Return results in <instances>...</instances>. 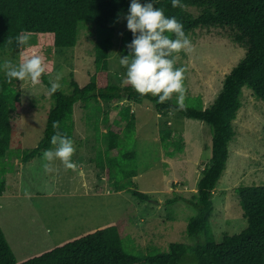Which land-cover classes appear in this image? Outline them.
I'll return each instance as SVG.
<instances>
[{
	"label": "rangeland",
	"instance_id": "rangeland-1",
	"mask_svg": "<svg viewBox=\"0 0 264 264\" xmlns=\"http://www.w3.org/2000/svg\"><path fill=\"white\" fill-rule=\"evenodd\" d=\"M126 16L121 15L116 24L109 57L111 79L119 85L126 73L119 63L128 45ZM106 36V29L81 23L75 47L49 51L44 75L52 81L62 72L59 83L66 93L72 89L73 78L85 86L96 74L95 44ZM190 40L193 48L180 52L177 67L186 69V99L201 98L206 107L214 102L225 76L245 56L246 49L234 42L230 30L220 28L198 30ZM19 53L20 50L0 51V65L5 60L19 63ZM0 75L5 76L2 69ZM17 87L22 92V107L12 112L15 134L7 162L0 163V168L6 167L1 178L7 183L0 195V225L19 261L121 220L125 221L126 250L139 255L166 251L171 242L196 244L198 239L187 234V224L197 210L185 199L196 195L201 172L211 158L210 125L186 118L178 111L161 116L148 100L107 103L92 99L87 105L80 101L74 110L73 162L77 168L65 171L56 161L59 172L48 174L42 167V155L28 162L22 156L43 138L53 99L42 77L39 84L26 80L19 81ZM173 99L176 103L175 94ZM242 103L234 122L236 136L229 147L227 168L213 196L210 232L217 242L248 226L237 189L264 184V101L244 88ZM123 104L130 105L137 121L132 143L126 131L120 141L137 153L135 188L148 193L149 200H141L126 190L114 191L113 180L97 164L101 156L106 164L108 126L103 121L104 112L109 109L114 115ZM166 120L173 132L168 148L161 142ZM26 190L30 197L26 198ZM174 197L185 199L169 204L168 200ZM194 263V257L188 255L183 264Z\"/></svg>",
	"mask_w": 264,
	"mask_h": 264
},
{
	"label": "trees",
	"instance_id": "trees-1",
	"mask_svg": "<svg viewBox=\"0 0 264 264\" xmlns=\"http://www.w3.org/2000/svg\"><path fill=\"white\" fill-rule=\"evenodd\" d=\"M149 2L163 9L166 17H175L182 23L189 38L201 29L220 28L230 30L234 42L246 49L245 56L225 76L221 91L209 106L204 107L201 98H188L185 107L177 109L174 99L160 104L151 94L142 98L131 86L121 87L112 81L109 57L116 24L121 15L129 14L131 0H0L1 52L20 50L16 38L22 32H29L32 34L30 44L35 47L26 55L35 53L45 59L51 50L75 47L81 23H93L107 30V36L95 44L96 74L85 86L73 78L69 93L62 88L50 93L54 104L47 113L44 136L37 147L24 152L22 160L28 162L52 148L50 139L55 121L60 122V130L74 142V110L80 101L87 105L92 99L107 103L148 100L154 103L161 116H167L169 109H176L174 111L186 118L203 121L211 127L212 152L201 172L197 193L192 199L174 197L168 200L169 204H174L183 198L197 210L188 221L187 234L198 241L194 245L171 242L166 251L139 255L126 250L125 221L121 220L19 261L0 225V264H183L188 255L194 257V264H264V184L237 189L241 208L248 219L246 229L238 234H226L222 242H217L210 232L214 191L227 168L229 147L236 136L234 122L243 105L244 88L264 101V0H181L183 8L172 7V0H140L142 5ZM127 37L130 44L133 33L129 30ZM9 38L11 43H7ZM123 55H129L127 47ZM42 79L50 89V81L44 74ZM18 82L9 83L6 76L0 75V163L7 162L15 134L12 112L22 107ZM123 105L114 115L109 109L104 112L103 121L108 126L106 164L102 156L97 164L113 180L114 191L126 190L141 200H149L148 193L135 188L137 153L120 141L125 131L132 140L137 121L130 105ZM164 124L161 142L168 148L173 132L167 120ZM111 152L114 155H110ZM5 172L6 167L0 168V195L7 187L6 180L1 178Z\"/></svg>",
	"mask_w": 264,
	"mask_h": 264
},
{
	"label": "clouds",
	"instance_id": "clouds-1",
	"mask_svg": "<svg viewBox=\"0 0 264 264\" xmlns=\"http://www.w3.org/2000/svg\"><path fill=\"white\" fill-rule=\"evenodd\" d=\"M172 7L183 8L181 0H172ZM127 28L133 33V40L127 45L129 55L121 57L119 63L126 69L121 76V87L131 86L142 98L151 94L164 104L173 99L175 94L176 108L185 107L187 90L184 86V67H176L180 62V52H189L193 45L184 31L183 24L175 17H166L164 10L154 7L149 2L144 5L140 0H131L129 14L125 17ZM32 34L22 32L16 38L20 48L19 63L5 60L0 69L5 73L7 81L30 80L33 85L39 84L46 72L45 59L39 54L26 55L35 45L30 44ZM11 38L7 43H11ZM63 73L58 72L50 81V93L54 94L61 88L59 83ZM176 109H169L171 113ZM54 134L50 143L52 148L42 153V167L45 173H58L55 162L59 161L65 171L77 168L72 157L76 148L72 139L60 130V122L52 124ZM52 195V192L48 193ZM25 196L30 197L26 190ZM50 231V230H49Z\"/></svg>",
	"mask_w": 264,
	"mask_h": 264
}]
</instances>
